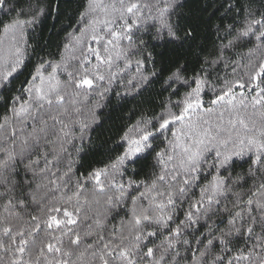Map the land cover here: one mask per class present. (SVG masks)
<instances>
[{"label":"snow or ice","instance_id":"6c2138e0","mask_svg":"<svg viewBox=\"0 0 264 264\" xmlns=\"http://www.w3.org/2000/svg\"><path fill=\"white\" fill-rule=\"evenodd\" d=\"M0 264H264V0H0Z\"/></svg>","mask_w":264,"mask_h":264},{"label":"trees","instance_id":"16d2710c","mask_svg":"<svg viewBox=\"0 0 264 264\" xmlns=\"http://www.w3.org/2000/svg\"><path fill=\"white\" fill-rule=\"evenodd\" d=\"M64 23L67 24V20H65ZM20 79L22 80V79H24V77L21 76ZM114 103H115V101H114ZM132 107H133V104L130 103V104L126 105L125 109H121V110L113 113L112 120L109 121V125H111L114 130L118 129L122 123V121L120 120V116L123 114V115H125V118H126V110L131 109ZM113 121H114V123H113ZM109 125H106L105 127L107 128V127H109ZM110 134L111 133H105L104 138H106V136L110 135Z\"/></svg>","mask_w":264,"mask_h":264}]
</instances>
